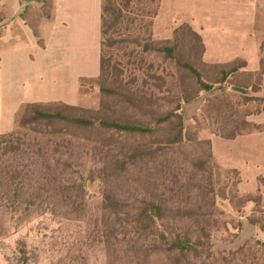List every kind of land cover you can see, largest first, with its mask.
Returning <instances> with one entry per match:
<instances>
[{
    "label": "rangeland",
    "instance_id": "1",
    "mask_svg": "<svg viewBox=\"0 0 264 264\" xmlns=\"http://www.w3.org/2000/svg\"><path fill=\"white\" fill-rule=\"evenodd\" d=\"M26 1L29 4L24 8V17L43 38L51 25L53 0ZM151 3V9H157L154 37H170L177 23L174 24V16L168 13L165 0ZM185 50L188 52L189 47ZM190 54L203 79L213 80L214 70L199 60L200 48L196 46ZM80 81L83 101L78 105L97 110L100 103L97 77ZM187 84V92L194 99L200 95L206 97L196 110L187 113L184 110L185 144L166 158L140 162L117 175L110 171V162L116 158L119 146L132 138L58 122L48 130L40 125L33 126L37 130L21 128L20 108L13 130H18L21 150L7 151L4 140L0 139V264H174L173 256L159 240V229L147 235L141 228L139 233L132 234L105 205L106 192L121 201L123 211L134 212L135 201L147 186L158 180L157 167L161 161L179 159L186 179L191 180V160L208 151L207 142L212 136L227 137L264 126L249 121L251 114L264 109V98L247 97L218 85L209 91L200 90L192 75L187 78ZM48 131L61 134L47 138L44 133ZM67 160L73 168H64L63 162ZM213 161L218 164L214 156ZM11 175L26 177L17 198ZM214 181L215 212L221 213L219 225L226 223L230 228L213 232L214 248L229 255L238 248L231 244L235 239H228L236 232L229 222L240 220L236 212L239 201L230 196L231 188L239 189V184H235L234 175L222 166L214 170ZM256 193L261 196L257 208L264 211V182L259 181L258 188L250 194ZM195 197L192 190L191 195L186 193L183 198L192 206ZM253 208L254 203L248 202L246 213ZM204 260L197 258L189 264H204Z\"/></svg>",
    "mask_w": 264,
    "mask_h": 264
},
{
    "label": "trees",
    "instance_id": "2",
    "mask_svg": "<svg viewBox=\"0 0 264 264\" xmlns=\"http://www.w3.org/2000/svg\"><path fill=\"white\" fill-rule=\"evenodd\" d=\"M151 1L146 4L144 0H102L100 67L97 76L100 103L97 110L61 101L26 103L20 109V127L37 130L33 126L40 125L48 130L58 122L130 137L132 140L121 144L116 158L110 162V171L116 175L140 162L166 158L180 149L187 141L183 106L195 97L187 92V78L190 75L196 77L200 90L209 91L214 86H222L229 73L243 66L244 62L229 69L217 64L208 66L214 70L215 78L204 80L202 72L189 56L191 50L198 46L199 60L204 64V44L199 33L189 23H182L173 29L170 37L156 39L153 25L157 9H151ZM186 46L189 47L188 52ZM258 83L264 86V57ZM17 134L18 130L0 134L7 151L21 150L22 141ZM59 134L48 131L44 136L53 138L52 135ZM207 143L208 151L191 160V180L186 179L179 159L161 161L157 167L158 180L147 186L135 201L136 211H123L121 201L108 192L104 196V203L121 223L131 229L132 234L139 233L138 229L141 228L147 235L159 229V240L173 256L174 264L183 261L189 264L197 258L205 259L204 264H264V241L260 239L247 241L229 255L214 248L213 232L223 228L228 231L230 228L226 223L219 225L221 213L215 212L217 194L214 170L220 165L213 161L211 142ZM63 164L66 169L73 168L68 160ZM228 170L234 175L235 184H239V171ZM10 177L17 198L26 177ZM259 181L264 182V177ZM192 190L196 199L191 206L183 197L186 193L191 195ZM230 196L239 201L236 212L240 220L229 222L236 232L228 241L238 236L242 217L264 232V211L257 208L261 196L257 193L243 194L237 188H231ZM248 202L254 203L250 213L245 210Z\"/></svg>",
    "mask_w": 264,
    "mask_h": 264
},
{
    "label": "crops",
    "instance_id": "3",
    "mask_svg": "<svg viewBox=\"0 0 264 264\" xmlns=\"http://www.w3.org/2000/svg\"><path fill=\"white\" fill-rule=\"evenodd\" d=\"M165 2L175 27L189 23L201 36L207 67L217 64L229 69L244 62L222 83L227 91L264 98V86L258 83L264 57V0ZM28 4L0 0V134L13 130L16 114L26 103L81 104L80 80L99 75L102 0H53L51 25L43 38L24 17ZM204 97L186 103V113L200 107ZM250 116L249 121L264 125V109ZM210 139L216 162L239 171L240 192H254L264 177V126ZM241 223L232 245L264 240V232L246 217Z\"/></svg>",
    "mask_w": 264,
    "mask_h": 264
}]
</instances>
